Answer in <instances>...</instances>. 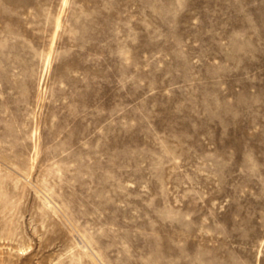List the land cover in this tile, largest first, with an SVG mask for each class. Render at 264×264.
I'll return each mask as SVG.
<instances>
[{
	"label": "rangeland",
	"instance_id": "obj_1",
	"mask_svg": "<svg viewBox=\"0 0 264 264\" xmlns=\"http://www.w3.org/2000/svg\"><path fill=\"white\" fill-rule=\"evenodd\" d=\"M0 264H264V0H0Z\"/></svg>",
	"mask_w": 264,
	"mask_h": 264
},
{
	"label": "bare ground",
	"instance_id": "obj_2",
	"mask_svg": "<svg viewBox=\"0 0 264 264\" xmlns=\"http://www.w3.org/2000/svg\"><path fill=\"white\" fill-rule=\"evenodd\" d=\"M48 204H50V203H48ZM83 245V244H82ZM83 248H85L84 246H82Z\"/></svg>",
	"mask_w": 264,
	"mask_h": 264
}]
</instances>
